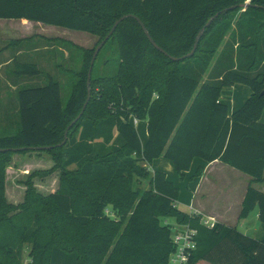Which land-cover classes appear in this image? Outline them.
Masks as SVG:
<instances>
[{"label": "trees", "instance_id": "1", "mask_svg": "<svg viewBox=\"0 0 264 264\" xmlns=\"http://www.w3.org/2000/svg\"><path fill=\"white\" fill-rule=\"evenodd\" d=\"M247 1L248 8L225 11ZM217 13L193 56L178 62L156 50L134 19L120 22L95 59L88 103L58 146L85 104L93 52L119 18L136 16L159 48L180 58ZM0 19L99 38L90 50L60 38L7 43L62 56L71 52L78 65L71 71L55 63L73 76L63 103L58 80L25 63V55L10 62L16 93L0 133V264H19L20 243L31 246L29 264H169L172 236L183 226L196 232L186 264H264V240L221 223L202 226L200 216L177 209L179 190L165 173L149 170L162 158L183 179L195 159L218 161L251 183H264V0H0ZM41 76L42 86L17 84ZM234 85L248 87L251 95L230 113L221 94ZM132 118L146 121L144 145ZM29 153L46 155L53 166L31 173L22 203L10 204L6 169L14 155ZM54 172L57 190L36 192L31 179ZM136 180H146L148 189H134ZM256 208L264 225V193L249 185L239 219Z\"/></svg>", "mask_w": 264, "mask_h": 264}, {"label": "rangeland", "instance_id": "2", "mask_svg": "<svg viewBox=\"0 0 264 264\" xmlns=\"http://www.w3.org/2000/svg\"><path fill=\"white\" fill-rule=\"evenodd\" d=\"M2 22L3 23H0V133L8 125V121H6L5 116L8 115V112H10V110L14 109V101H15V93H16L15 87L11 86L12 83L16 81V78L10 75V71L14 70V65L8 64V59L13 54L14 50L12 49L8 51L7 43L9 37L17 38L18 35L17 33H22V30H25L22 26H20L19 21H2ZM5 22H9V23H5ZM30 24H32L30 28H32V26H35L34 30H31L32 31L31 34L39 33L48 37H56L63 40L71 41L75 45L80 46L85 50L93 49L96 43L99 41L98 37L83 32L67 30L54 26H47L40 23H30ZM12 31L13 32L15 31V33L17 34L15 35L16 37L12 35ZM39 48L40 51L35 53H27L28 55L23 56L22 60L25 63L37 64L43 74H49L54 79L58 80L61 84V99L62 102L65 103L70 94V87L73 76L71 72H64L60 68L56 69L55 63L62 64L68 70L73 71L76 69L78 65V58L75 57L74 61L71 62L73 57L71 52L68 55V52L62 51L63 53L62 56V54L57 50H53L52 52H47L45 51L44 47L39 46ZM109 56L112 59L116 57L114 55H109ZM49 58L53 59V63H54L53 67H50ZM17 82L18 85H23L24 87H36V86L44 85L46 83V79L45 76H41L33 81L20 79L17 80ZM249 94H250V89L248 87L243 85H238L233 89L232 88L224 89L221 94L222 95L221 99L229 105L230 110L235 111L240 107H242L245 101L249 98ZM234 96H235L234 98L235 103H238L236 106H234V103L230 101L231 98H233ZM262 120L264 121V117ZM135 130L139 136L142 145H144L147 142V137H148L146 121H139V123L135 127ZM159 162H160L159 163L160 166H158L155 163L154 167L156 166L160 168L162 171H166L165 170L167 169L165 168L166 164H170V163L165 159H161ZM52 166H53V162L45 155H41V154L38 155L37 153H29L26 155H14L12 157L11 163L6 169V171L8 170V173L6 174V179L8 183V202H19V204H21L22 202H20L21 201L20 189H17L19 190L18 191L19 194H17L18 193L17 192L16 195H14L12 187L15 186V184L16 185L19 184L21 187H23L25 191L26 186L24 183L26 182L28 176L31 173L46 171ZM72 168L73 167H70V169ZM18 169H20V171H17ZM238 173L242 175L240 172ZM167 177L170 181L181 184L182 180H180L179 177H176L175 175L172 176L171 173H168ZM244 178H246L247 180L246 176H244ZM57 180H58V172H54L51 175L44 178L33 177L31 179V183L33 185V188L36 190V192L42 195H47L50 192H54L57 190L58 188ZM252 187L264 193L263 183H254ZM133 188L134 189L139 188L141 190L148 189L147 181L144 180L139 182L136 180L134 182ZM181 189H182L181 190L182 193H185L184 192L185 186H181ZM179 210L182 212L186 211L182 207H180ZM256 211L257 208L250 213L247 219L239 221V223L236 225L238 231L251 238L257 235L256 232L259 227L264 228V225H262L255 216ZM168 221L173 225V220L169 219ZM18 247H19L18 249L20 250L18 263L29 264L31 262V259L29 257V250L31 246L27 243H20ZM2 256L3 255L0 254L1 261H3L4 259L2 258ZM9 260L10 259L8 257V261Z\"/></svg>", "mask_w": 264, "mask_h": 264}, {"label": "crops", "instance_id": "3", "mask_svg": "<svg viewBox=\"0 0 264 264\" xmlns=\"http://www.w3.org/2000/svg\"><path fill=\"white\" fill-rule=\"evenodd\" d=\"M2 21H19L20 26H22L25 29V30H22V33H17L18 35L15 33V31L14 32L12 31V35L13 36L17 35V38L9 37L8 43L11 41H18V40H24V39H29V38H32L33 40L35 39L36 41L37 40L36 38L38 37H45V38H50V39L56 38V37H48V36H45L39 33L31 34L32 32L31 30H34L35 26H32V28H30V26L32 25L30 23H36V22H30L24 19H20V20L0 19V23H3ZM5 23H9V22H5ZM12 49H13L12 47H8V51ZM13 50H14L13 54L8 59V64H10V62L16 56L19 57L21 55H28L27 53H35V52L40 51V49H26V48H21V49L19 48V49H13ZM49 63H50V67L54 66L53 59L49 58ZM236 86L238 85H234L231 88L233 89ZM250 95H251V91H250L249 97ZM234 98L235 96L231 98L230 101L234 103V106H236L238 103H235ZM221 101L228 106L229 112L232 113L233 111L230 110L229 105L226 102H224L222 99ZM263 117H264V111L260 118V123L262 124H264V121L262 120ZM161 159L162 158L153 161V163L149 166V170L151 172H155V171L163 172L165 173L166 177L168 173H171L172 176L175 175L176 177H179L175 173L172 165L170 166V164H166V167H165L167 168L165 169L166 171H162L160 168L156 166L154 167L155 163L158 166H160L159 161ZM229 168L233 169L218 161H215L212 163H205L201 161L200 159H195L192 162V165L189 171L184 173L183 179L179 178L180 180H182L181 184L174 183L171 181L179 190V197L176 203L177 209L179 210V208L182 207L186 210L184 211V213H190L189 208L191 207L194 209L196 213L200 215V217L201 216L213 217L216 219L217 223H221V224H224L230 227H236L239 221L244 220V219H239V213H240L241 204H242L245 192L248 186L249 185L252 186L254 183H251L250 178L246 176L245 174L240 172L242 175L247 177V180L246 178H244V176L238 173L239 171L236 172L237 170L234 171L235 169L230 170ZM198 169L201 170V172L199 176H196ZM17 171H20V169H18ZM7 173H8V170L6 171V174ZM181 186H185V191H184L185 193H182L181 190L183 188L181 189ZM12 189H13L14 195H16V193L19 191L17 189H20L21 191V196H20L21 201L20 202H22L23 197H24V192H25L23 187H21L19 184L17 185L15 184V186H13ZM17 194H19V192ZM5 196L8 202L7 179L5 183ZM9 203L14 204V205L19 204V202H9ZM255 216L258 219V209L255 213ZM166 222L171 224L168 220H166ZM173 225H174V221H173ZM256 234L257 235L253 236L252 238L257 239V240H264V228L259 227L257 229ZM202 263L204 264L206 262L201 261L198 264H202ZM206 264H209V263H206Z\"/></svg>", "mask_w": 264, "mask_h": 264}, {"label": "water", "instance_id": "4", "mask_svg": "<svg viewBox=\"0 0 264 264\" xmlns=\"http://www.w3.org/2000/svg\"><path fill=\"white\" fill-rule=\"evenodd\" d=\"M250 6L249 4V1L239 5V6H234V7H231V8H228L226 9L225 11H230L232 9H235L237 7L239 8H242V9H245V8H248ZM219 13L215 14L212 18H210L208 20V22L205 24V26L200 30V32L198 33L196 39H195V42H194V46H193V49L191 50L190 53H188L187 55L185 56H182L180 58H172L170 56H168L161 48H159L155 42L152 40L150 34L148 33L147 29L145 28L144 24L134 15H125V16H122L121 18H119L113 25V27L111 28L110 32L108 33V35L96 46L94 52H93V55H92V59H91V62H90V66H89V69H88V73H87V98H86V101H85V104L82 108V111L80 112V114L75 118V120H73L69 126L67 127V129L65 130L64 132V140L62 141V143L58 146H61L65 143L66 141V138H67V133L69 131V129L76 123V121L81 117L89 99H90V77H91V72H92V68H93V65H94V62H95V59L99 53V51L101 50V48L104 46V44L106 43V41L109 39V37L113 34L115 28L118 26V24L120 22H122L123 20L127 19V18H132L134 19L138 25L140 26V28L142 29L145 37L147 38L148 42L156 49L158 50L159 52H161L162 54H164L165 56L169 57L172 61H175V62H178V61H181L183 59H187V58H190L193 56V54L195 53V50L197 48V44H198V41L200 40V38L202 37L203 35V32L204 30L212 23V21L218 17ZM52 147H37V148H34V149H37V150H48V149H51ZM26 148H22L20 150H24Z\"/></svg>", "mask_w": 264, "mask_h": 264}, {"label": "built area", "instance_id": "5", "mask_svg": "<svg viewBox=\"0 0 264 264\" xmlns=\"http://www.w3.org/2000/svg\"><path fill=\"white\" fill-rule=\"evenodd\" d=\"M131 122L134 127H136L138 124V121L134 118H132ZM189 210H190L189 214L200 216L198 213L194 211L193 208L190 207ZM200 223L202 226L211 229L214 227V225L217 222L216 219L213 217L201 216ZM195 234L196 232L187 226H183L174 232L172 236V240H173V244L175 245V251L170 256L169 264L187 263L189 252L195 249V242H194Z\"/></svg>", "mask_w": 264, "mask_h": 264}]
</instances>
